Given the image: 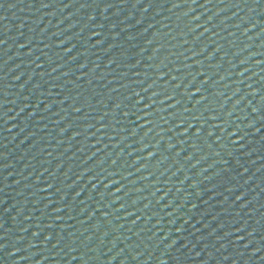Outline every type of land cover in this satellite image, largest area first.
I'll return each mask as SVG.
<instances>
[{"label": "water", "instance_id": "95a60500", "mask_svg": "<svg viewBox=\"0 0 264 264\" xmlns=\"http://www.w3.org/2000/svg\"><path fill=\"white\" fill-rule=\"evenodd\" d=\"M0 264H264V0H0Z\"/></svg>", "mask_w": 264, "mask_h": 264}]
</instances>
